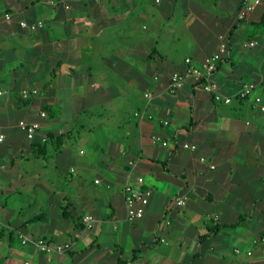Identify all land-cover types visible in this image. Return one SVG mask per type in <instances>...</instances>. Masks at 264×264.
<instances>
[{"label":"crops","instance_id":"1","mask_svg":"<svg viewBox=\"0 0 264 264\" xmlns=\"http://www.w3.org/2000/svg\"><path fill=\"white\" fill-rule=\"evenodd\" d=\"M239 6L240 0H0V210L14 196L0 217V264H264V111L251 99L216 102L192 80L167 93L169 76L184 72L186 58L199 68L224 44L210 77L218 93L233 96L254 83L264 105V0L241 21ZM21 20L43 27L31 32ZM247 41L254 47L245 48ZM63 76L72 84H61ZM22 89L38 94L23 100ZM82 89L90 105L107 96L118 121L106 133L88 132L72 149L66 142L74 140L73 127L54 119L55 105L62 92L80 96ZM20 120L40 124L33 141ZM102 126L100 119L92 123ZM151 136L168 146L152 144ZM77 157H85L79 167H55L56 185L36 179L49 176L42 162ZM137 176L151 195L143 217L129 222L120 189ZM37 189L43 191L35 196ZM21 193L30 195L26 208L16 199ZM179 197L182 207L173 204ZM84 215L93 218L90 230ZM20 236L69 243L71 250L48 256L21 245Z\"/></svg>","mask_w":264,"mask_h":264},{"label":"built area","instance_id":"2","mask_svg":"<svg viewBox=\"0 0 264 264\" xmlns=\"http://www.w3.org/2000/svg\"><path fill=\"white\" fill-rule=\"evenodd\" d=\"M108 1L109 0H92V2L94 3H105ZM158 1L159 0H155L156 3ZM260 3L261 0H240L237 19L240 21L243 20L246 15L249 12L253 11V9ZM3 16L6 21H9L11 19V15L9 13H5ZM19 27L32 32L42 28L43 24L42 22L27 23L21 20L19 22ZM254 45L255 43L250 41L243 43V46L245 48H252L254 47ZM225 53L226 46L224 44H220L217 51L205 61H203L199 68L192 65L191 60L189 58H186L184 60V64L186 66L184 72H174L169 76L167 93L170 95L175 94L189 80H192L193 83L200 84L202 86V89L206 93H208L210 97L216 102L229 104L232 101V98H238L240 100L251 99L253 105L257 107L261 112H263L264 105L262 104L261 98L254 95L256 89V84L254 83L243 84L241 88L233 94V96H221L218 93L217 85L211 80L210 77L217 68L218 63ZM37 94L38 91L36 89H22L20 91V97L23 100H28L31 97L36 96ZM144 97L146 99L150 98L148 93H145ZM135 115L138 116L139 114L136 113ZM39 117L42 119L46 118V112L41 111L39 113ZM148 118L151 119L150 116H148ZM164 124L167 123L164 122ZM17 126L29 141H33L40 130V124L38 122H26L24 120H20ZM3 138L4 137L0 135V142H2ZM150 140L152 144H160L163 147L168 146V143L158 136H151ZM39 141L41 144H45L48 140L46 137H41ZM182 148L191 152L196 151L197 149L196 146L192 144H183ZM79 153L82 154L83 151H80ZM201 160L203 159L201 158ZM129 165L133 166V163L129 162ZM99 183V180H94V184L98 185ZM120 194L124 201L127 221L135 222L140 220L144 215L145 208L149 202V198L151 195L148 189L143 188V178L137 176L135 177L133 182L127 181L120 189ZM173 204L177 207H182L185 205V200L182 197H179L173 201ZM165 223L168 224L166 221ZM82 224L85 230H90L93 226V218L90 215L82 216ZM160 241L163 242L164 240L161 239ZM20 243L21 245H31L35 247L40 253L48 256L64 254L71 250V245L69 243H55L40 238L30 239L24 236H20Z\"/></svg>","mask_w":264,"mask_h":264},{"label":"rangeland","instance_id":"3","mask_svg":"<svg viewBox=\"0 0 264 264\" xmlns=\"http://www.w3.org/2000/svg\"><path fill=\"white\" fill-rule=\"evenodd\" d=\"M137 10H138V7H137ZM127 13L129 15L131 13L133 14L132 11H127ZM139 23L140 22H138L136 24V26L139 25ZM140 32H142V31L140 30ZM16 65L17 64H13L12 66H7L4 69L3 74L6 76V78H10V76L13 75L12 74L13 68L16 67ZM72 82L73 81H70L69 79H67L64 76L61 78V81H60V83L64 84V85H70V84H72ZM62 93L64 96L61 97V100H62L61 103L59 100L57 105H55L56 108L59 110L60 114L58 116H56L54 119H60L59 125H62V127L63 126L66 127V125H67L68 128L66 130H69L70 126L73 127L72 136H74V140L71 139V140L67 141L66 146L68 145L72 149H77V148H79V145L83 144L84 139H82V138H84V135H88V132H90V134L94 133V135H100L99 134L100 132L106 133L107 131H110V129H108V128L111 127L113 124H115L114 122L118 121L116 116L114 115V114H116V112L114 113L113 111H109V108H108L109 98L107 96L101 97V105L98 106V105H90V104L85 102V95H86L85 93L86 92L83 89L80 92V94H81L80 96H76L75 95L76 92H74L72 90H68V91H65ZM41 98H44L45 100H47L48 97L41 95ZM44 99H42V100H44ZM115 100L118 101V98H116ZM137 100L140 101V98H137ZM105 103H107V104H105ZM126 107H127V105H126ZM115 108H118V107L115 106ZM130 109L133 110L134 107H132ZM127 115H129V114H127ZM99 119H100V122L103 123V126L101 127V129H97V128L93 129L92 123H97L99 121ZM81 124H83V126H84V124H86V126L81 128V126H82ZM113 127H114V125H113ZM111 133H112V130H111ZM72 160H73V162L62 163L61 165H55L50 160H48L47 162L46 161L42 162L41 163L42 165H46L45 171L47 172V174L49 176H47V178L39 176L36 179H40L42 181L44 179H47V181L56 185L58 183V180H59L56 177L58 176V174L61 175V172H58V170L63 171L64 167H69V165H72V164L75 165L76 167H79L81 162L83 160H85V157H77L76 159L73 158ZM41 164H39V165H41ZM90 178H91V176H85V179H90ZM41 191H43V190L42 189L35 190L34 195L38 196ZM26 195H28V194L21 193L19 198L16 197V199H19L20 202L23 201L22 207H25V208H26L25 202H31V199H29V198L27 199ZM28 196H30V195H28ZM13 202H14V196L6 198L5 205H3V204H2L3 206L1 205L2 209L0 210V217H2V215L5 213L6 209H9L11 207Z\"/></svg>","mask_w":264,"mask_h":264},{"label":"trees","instance_id":"4","mask_svg":"<svg viewBox=\"0 0 264 264\" xmlns=\"http://www.w3.org/2000/svg\"><path fill=\"white\" fill-rule=\"evenodd\" d=\"M46 110H47V112H49V110H48V108H46ZM38 148H40V146H38V145H36ZM39 151H44V149L42 148V150L40 149ZM229 227H231V226H229Z\"/></svg>","mask_w":264,"mask_h":264}]
</instances>
